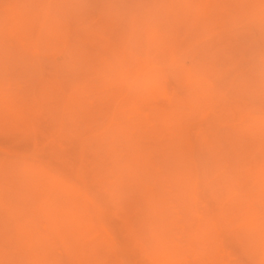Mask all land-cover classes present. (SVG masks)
I'll return each instance as SVG.
<instances>
[{
	"label": "rangeland",
	"instance_id": "374dc122",
	"mask_svg": "<svg viewBox=\"0 0 264 264\" xmlns=\"http://www.w3.org/2000/svg\"><path fill=\"white\" fill-rule=\"evenodd\" d=\"M0 222V264H264V0H0Z\"/></svg>",
	"mask_w": 264,
	"mask_h": 264
},
{
	"label": "bare ground",
	"instance_id": "6f19581e",
	"mask_svg": "<svg viewBox=\"0 0 264 264\" xmlns=\"http://www.w3.org/2000/svg\"><path fill=\"white\" fill-rule=\"evenodd\" d=\"M176 147H177V146L174 147V150H177ZM175 148H176V149H175ZM182 148H184V147H182ZM175 152H177V151H175ZM183 152H184V151H183ZM185 153H186V152H185ZM178 154H179V155H180V154H181V155H184V153H182V151H180V153H178ZM2 175H3V174H2ZM2 175H1V176H2ZM3 179H5V178H3ZM5 181H6V180H5ZM241 200H242V199H241ZM238 202H239V201H238ZM247 205H248V204H247ZM247 205H246V206L243 205V206H244V207H247ZM240 206H241V205H240ZM240 206H239V207H240ZM248 206H249V205H248ZM241 207H242V206H241ZM244 207H243L242 209H245ZM249 207H250V206H249ZM247 209H248V208H247ZM249 209H250V208H249ZM249 209H248L247 211H250ZM234 210H235V209H234ZM234 210H233V211H234ZM254 210H255V209H254ZM236 212H237V211H236ZM251 212H252V210H251ZM245 215L248 216L247 213H246ZM253 215H254V214H253ZM248 217H250V214H249ZM0 223H1V222H0ZM4 226H5V225H4ZM258 231H260V230H258ZM166 232H167V233H170V232L167 231V230H166ZM260 232L262 233V231H260ZM261 233H260V234H261ZM61 234H62V233H61ZM261 235H262V234H261ZM62 237H63V236H62ZM262 238H264V236H262ZM65 239H66V238H65ZM63 240H64V239H63ZM64 241H66V240H64ZM65 243H66V242H65ZM67 246H68V245H67ZM67 246H66V247H67ZM33 247H34V245H33ZM68 248H69V247H67V249H68ZM67 249H66V250H67Z\"/></svg>",
	"mask_w": 264,
	"mask_h": 264
}]
</instances>
